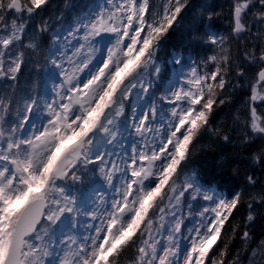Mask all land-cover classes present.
<instances>
[{
	"label": "snow or ice",
	"instance_id": "6c2138e0",
	"mask_svg": "<svg viewBox=\"0 0 264 264\" xmlns=\"http://www.w3.org/2000/svg\"><path fill=\"white\" fill-rule=\"evenodd\" d=\"M189 7L190 0H103L66 23L62 11L51 16L53 0H0V264H243L239 250L229 259L228 243L216 246L245 193L226 191L191 159L206 133L233 143L211 125L214 106L226 103L231 53L225 37L205 33L220 48L203 62L211 61L209 72L189 65L179 48L168 51ZM231 7V31L246 41L247 68L236 75L255 69L247 113L235 121L242 147L260 142L249 160L264 169V0ZM26 64L36 78L22 90ZM169 65L177 79L154 98ZM88 172L99 174L105 191L73 192ZM246 183L247 245L264 180L248 174ZM244 251L247 264H264V239Z\"/></svg>",
	"mask_w": 264,
	"mask_h": 264
},
{
	"label": "trees",
	"instance_id": "16d2710c",
	"mask_svg": "<svg viewBox=\"0 0 264 264\" xmlns=\"http://www.w3.org/2000/svg\"><path fill=\"white\" fill-rule=\"evenodd\" d=\"M96 0H53V8L49 12L53 18L59 13L63 12L65 15V22L74 20L77 13L85 6H91ZM153 5H159L162 0H150ZM76 5L73 9H68L65 5ZM232 5L229 0H190V7L183 13L184 19L176 25L175 30L171 32L167 41V49L169 52L179 48L184 52V59L191 63L193 61L200 64L202 71L214 70L211 61L207 67L204 66V61L212 55H219L220 48L208 42L209 35L215 33L218 36L226 38L225 49L231 53V70L226 77L228 83L221 95L226 99V103L220 106H214V111L211 117V125L214 128L220 129L223 133L233 137V143L225 144L218 137L211 133L202 135L193 148L192 154V168L199 171L202 175L214 177L216 182L219 183L226 191L228 189H235L245 193V203L234 210L232 217L226 222L222 243H218L216 247H223V243L229 245V259H232L237 251H240L241 260L244 261L246 253L245 248L250 246L252 238L256 237V230L254 227L257 225L259 229L264 223V213L257 217L255 224L252 222L248 231L251 234V240L246 245L242 239V233L245 230L247 221L248 208H247V194L252 189L246 183V176L251 174L252 165L250 164L249 157L253 153L252 148L254 144L245 148L240 144V135L242 129L235 121L238 113L241 114L242 119L244 114L247 113V107L243 100L249 97V88L246 77H238L236 75L240 67L247 68L244 56L245 40L235 37L231 31V11ZM212 16L209 20V16ZM59 27V25H57ZM200 31H197V30ZM190 36L198 37V40L190 39ZM253 43V40L249 41ZM27 60V57H26ZM173 67L169 65L167 78L160 85L161 90H157L154 86L153 91L158 97L162 94V89L168 81L169 74ZM36 78V71L31 64H26L19 75L18 87L26 90L30 87ZM7 83H11L10 81ZM4 84L0 81V87ZM235 170V171H234ZM90 174V173H89ZM88 173L85 175L84 180L73 188V192L79 189L80 193H84L86 181L89 180ZM82 185V186H81ZM259 185V184H258ZM237 229L236 233H232V228ZM264 227V225H263ZM215 250V249H214ZM122 264H127V261H122Z\"/></svg>",
	"mask_w": 264,
	"mask_h": 264
},
{
	"label": "rangeland",
	"instance_id": "374dc122",
	"mask_svg": "<svg viewBox=\"0 0 264 264\" xmlns=\"http://www.w3.org/2000/svg\"><path fill=\"white\" fill-rule=\"evenodd\" d=\"M102 2H103V0H96L94 4L102 3ZM229 2H230V5H232L233 2H234V0H229ZM250 35H255V32H253ZM253 43H258V41L253 40ZM188 64L191 65V63H189V62H188ZM185 71H187V69H185ZM254 71H255L254 68H250V71H249V74L250 75L246 77L247 80H245V81H247V82L249 81V77L251 76L252 72H254ZM175 79H177V74H176L175 69L173 68L172 71H171V73L169 74L168 81H167V83L164 86L167 87L169 85V83L171 81L175 80ZM49 88H51V84H49ZM158 97L155 95L154 98H158ZM248 99H249V97H248ZM248 99H247V102H248ZM247 102L245 100H243V103L246 105V107H247ZM169 107L170 106L166 105L165 106V111H167V109ZM258 114H264V107H258ZM131 140H132V138L129 137L127 143L130 144L131 143ZM259 147H260V142L257 141L254 144V146L252 148V151L253 152L257 151ZM250 172H251V174H254L259 180H264V169H261L259 166H255V168H254L253 165H252V168H251V171ZM88 174H89L88 175L89 180H85L86 181V187L84 188V190H85L84 196H87L89 194H93L92 193V190L93 189H96L97 190V192L95 194H99V192L106 190V185L103 184L102 180L99 178V174L98 173L93 174L92 172H88ZM259 188H260V184L259 185L257 184L255 190L258 191ZM106 194L109 197L111 196V192H106ZM87 203L89 204V206H91L92 201L89 199V200H87ZM193 203H194V210L195 211H199L200 208H201V206H202V204H203L202 201H200V202H193ZM263 213H264V207H258L257 208V211H256V214H255L256 218L253 221L254 224H255V222L257 220V217L260 214H263ZM79 219L83 222L82 225L79 226L80 232L81 233H84V226H86V224L88 223V218L87 217H84V216H81ZM196 219H198V217H196L195 215L192 218L186 219L185 220V225L188 226V227L192 226V224L194 223V221ZM263 225H264V223H262L260 229H259V226H257V225L254 227V229L256 230V237H253L251 243H249L250 244V246L248 247L249 253H250V249L251 248L255 247L257 244H259V242L262 239H264V227H263ZM247 255L248 254H246V257H245V259L243 261V264H247Z\"/></svg>",
	"mask_w": 264,
	"mask_h": 264
},
{
	"label": "flooded vegetation",
	"instance_id": "af4514ba",
	"mask_svg": "<svg viewBox=\"0 0 264 264\" xmlns=\"http://www.w3.org/2000/svg\"><path fill=\"white\" fill-rule=\"evenodd\" d=\"M245 101L247 102V99H245Z\"/></svg>",
	"mask_w": 264,
	"mask_h": 264
}]
</instances>
